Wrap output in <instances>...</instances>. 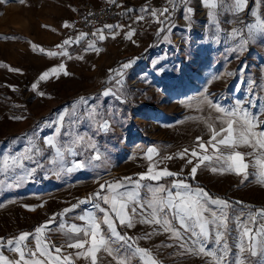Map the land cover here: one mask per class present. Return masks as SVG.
I'll return each instance as SVG.
<instances>
[{"label": "rangeland", "instance_id": "374dc122", "mask_svg": "<svg viewBox=\"0 0 264 264\" xmlns=\"http://www.w3.org/2000/svg\"><path fill=\"white\" fill-rule=\"evenodd\" d=\"M85 1L96 4L99 0H24V3L9 0L0 4V37H14L0 38V64L19 70L0 67V159L4 154L23 153L30 141L42 150L32 160L24 161L26 169H35L24 180L14 182L11 176L0 173V180L5 181L0 185V237L27 225L26 220L30 217L16 212L24 202L31 204L29 209L26 208L30 216L39 209L55 211L77 204L84 195L89 197L87 190L68 192L80 179L66 173L63 165L50 163L55 156L49 148L40 146L41 135L55 129V119L65 114V110L62 130H97L101 119L110 120L109 124L120 123L126 130L135 129L131 135L134 137L126 136L125 142L122 141L124 149L133 141L143 145L156 142L159 139H151L150 134H159L157 130L167 120H174L184 113L198 114L192 104L199 105L204 96L225 109L236 107L239 101L249 112L264 119L261 115L264 109V35L257 34L242 50L238 47L239 40L231 36L234 28L244 29L245 25L255 23L252 13L257 9L256 0H248L244 11L238 14L228 11L226 6L218 7L215 16L218 23L209 18V9L203 6L202 0H187V4L177 0L174 10L168 0H116L121 17L130 12L134 16L122 18L114 24L121 26L113 30L119 34L113 39L109 33L101 41L103 46L96 45L102 51L85 52L88 42L82 40L67 48L71 59L59 55L49 57L48 51L59 52L57 45L81 33L71 20ZM164 7H169L170 13L166 14L167 19L160 17L164 21L161 25L155 22L151 10ZM187 7L194 10L189 14L190 20L184 19ZM145 8L148 11H141ZM259 11L264 14V4L260 5ZM139 16L144 19L137 20ZM65 22L72 27H63ZM161 27L165 31L157 35ZM130 29H134L135 34L126 39L125 33ZM32 45L37 46L36 51ZM40 48L45 52L41 53ZM78 56L83 59H77ZM133 60L135 62L130 67L123 69L122 77L110 72V69H119L122 64ZM61 63L65 64L69 75L60 74L57 78L50 74L48 79L39 82L36 91L32 90L31 85L43 72ZM116 79H122V84L117 85ZM109 88L116 94L103 96L102 92ZM38 92L45 95L40 96ZM80 97L88 98L89 104L96 106L99 116L95 121L87 118L86 106L77 105L73 110ZM204 106L208 105L204 103ZM88 135H91L90 131ZM246 148L247 152L252 151L247 146L237 150ZM234 191L239 192L238 189ZM244 204L252 207L253 201ZM90 205L79 204L78 207L88 208ZM249 211L253 210L232 205L227 209L230 221L226 236L229 246L226 264H236L238 256L235 218L246 219ZM170 235L154 233L152 240H144L142 234L139 242L160 264H208L210 258L184 252ZM208 247L215 248L216 245L209 241ZM3 251L10 259L16 258L7 248ZM244 255L246 264H264V256L259 252L257 256H251L247 251Z\"/></svg>", "mask_w": 264, "mask_h": 264}, {"label": "snow or ice", "instance_id": "6c2138e0", "mask_svg": "<svg viewBox=\"0 0 264 264\" xmlns=\"http://www.w3.org/2000/svg\"><path fill=\"white\" fill-rule=\"evenodd\" d=\"M8 2L9 0H0V4ZM18 2L24 3V0H18ZM108 2L114 4L116 0H108ZM176 2L177 0H168L172 10L175 9ZM180 2L187 4V0H180ZM247 3L248 0H231L227 4L225 0H202L203 6L209 9V18L216 23H218V21H215L218 7L226 6L228 11L238 14L244 11ZM256 4L257 9L252 13L255 17V23L245 25L244 29L234 28L231 32L232 38L239 40L238 47L241 50L257 34L264 35V14L259 11L260 5L264 4V0H256ZM128 11H131V9ZM141 11H148V9L145 8ZM193 11L191 7H187L184 19L190 20L189 14ZM169 13V7L151 10V16L155 19V22L161 25L164 24V21L160 17L164 16L167 19L166 14ZM143 19V16L137 17V20ZM63 27L69 28L72 25L65 22ZM120 27V25L107 24L104 25L103 29H97V32L100 33L98 40L106 38L103 34L104 30H108L111 38L115 39V36L119 33L113 30ZM164 31L165 28L161 27L158 29L157 35ZM97 32L92 33V35L96 36ZM134 34L135 30L130 29L125 33V38L131 39ZM87 35V33L81 32L75 38L64 39L61 44L56 46L60 49L59 52L48 51L46 54L49 57L59 55L71 59L72 57L67 48L73 44H79ZM0 38L13 39L14 37ZM164 39H167V36ZM32 47L34 51L37 50L36 45H32ZM39 51L41 53L45 52L43 48H40ZM84 51L99 53L102 49L96 47L95 41H89ZM76 58L83 59V56ZM134 62L133 60L124 63L119 69H110V72L115 73L117 77H122L123 69L130 67ZM0 67H8L9 71H19L4 64H0ZM50 74L55 75L57 78L60 74L69 75L65 64L61 63L43 72L38 81L31 85L32 90L36 91L39 82L48 79ZM109 79L111 80L112 77L110 76ZM115 83L121 85L122 79H116ZM38 94L40 96L45 95L44 92H38ZM115 94L110 88L102 92L103 96ZM201 103H206L209 107L214 108L216 112L222 114L217 118L221 120V127L217 129L209 123L208 128L211 135L207 142H204L201 137H197L195 148L184 149L174 154L177 158L186 159V163L191 165L188 176L194 179L202 165L209 167L210 162L215 160L220 163V167H211L212 172L221 174L234 172L236 175L244 176L247 179L248 169L251 166L256 169L255 174L258 176V182L264 185V119L249 112L239 101L236 107L232 109L219 106L207 96L203 97ZM77 105L86 106L85 114L88 119L95 121L99 116L96 106L90 105L88 98L80 97L73 105V110ZM65 114H67V110H65ZM65 114H61L56 121V136L45 140V144L49 148L55 149V157L50 163L61 167L65 152L73 156L77 155L78 153L73 146H79L84 140V137L77 135L67 146L60 143L58 137L64 127ZM261 115L264 116V109H262ZM21 118L13 117V119ZM98 127L100 130L107 131L109 122L107 120L98 121ZM29 143L30 146L23 153L4 154L0 159V173H3L6 177L11 176L14 182L24 180L35 172V169H26L24 161L32 160L33 156L40 155L42 150L31 141ZM89 146L95 149V145L89 144ZM241 146H247L252 151L244 153L237 150ZM209 149H211V153H209ZM153 155H158L157 150L154 147L148 148L146 158L151 163L146 172L138 174V178L122 177L120 180L111 183L100 184L99 191L63 210L60 215L73 211L79 204L88 203H91L96 210L76 217V219L84 221V226L68 225L63 222L59 224L58 231L62 232L66 238L64 245L56 246L44 239L46 231H50V225L55 222V216L46 221L45 224L36 227L32 233L22 232L18 236L7 240L0 237V264H75V260L80 258L89 261V264H98L97 254L101 251L112 257L115 264H133V260L137 258L141 264H160L150 250L139 247L131 237L121 234L118 230V225L132 228L137 222L156 226L153 228V232L162 230L164 233H170V238L178 241L179 247L184 252L210 258L208 264H226L225 255L229 251L226 240L230 221L227 212L230 207L229 202L211 197L203 188H193L186 179L179 178L180 173L172 172L166 167L159 168L158 165L162 161L152 162ZM246 157H251V159H246ZM100 158L97 151L96 155L90 157L88 162ZM164 159H173V156L164 157ZM84 166V162L74 161L73 166L67 168V171L71 172ZM17 170H21L25 174L21 175ZM167 177L173 178L170 186L158 183L161 179ZM144 181L156 183H144ZM4 183L5 181L0 180V185ZM141 189L144 190L143 196L141 195ZM30 210L34 211L35 209L31 208ZM243 215L242 212L241 216ZM235 220L238 232L236 264H246L247 257L244 255L246 251L251 256H257L258 252L264 256V223H260V221H264V209H257L254 212L249 211L246 219L241 220V217L237 216ZM258 223L259 227H256ZM152 234L146 233L143 239H150ZM29 237H32L35 241L34 247H29ZM245 238H247V244H245ZM209 241L214 242L216 247L209 248ZM4 248L15 254L16 258L10 259L6 256L3 251ZM65 249H76L77 251L66 253Z\"/></svg>", "mask_w": 264, "mask_h": 264}, {"label": "crops", "instance_id": "0c3cea01", "mask_svg": "<svg viewBox=\"0 0 264 264\" xmlns=\"http://www.w3.org/2000/svg\"><path fill=\"white\" fill-rule=\"evenodd\" d=\"M201 101H199V105L192 104L193 110H198V114L191 115L189 113H184L174 120H167L166 123H162L161 127L157 130L159 131V134L156 136L150 134L149 136L151 139L156 137V140H159L151 143L150 145L138 144L139 141H133L128 143L126 149L122 148V141L125 142L126 136L129 138L134 137L131 135H134L135 129L126 130V127L122 128V124L120 123L119 125L110 123L109 129L107 131L100 130L99 128L97 130H91V128L87 127L91 132L90 136L88 135L89 131L86 129H82L80 131L75 129L61 130V134L59 135L61 140L59 137L58 139L60 143L65 146L69 145L71 140L77 135L84 137V140L79 146H73L74 150L78 153L77 155L73 156L70 153L65 152L63 161V168H65V172L74 175L76 178L78 177L77 179H80V184L78 181H76V184L72 186L71 189H68V192L73 194L79 190H87V193L90 196V194L99 191L100 184L105 182L111 183L120 180L122 177H133L134 179L138 178V174L146 172L148 170L149 164L151 163L146 158L147 149L154 147L157 150L158 155H153L152 162L162 161V163H159L158 165L159 168L162 169L166 167L172 172L180 173L181 175L179 178L186 179L189 184L192 182L196 185L193 186V188L200 187L205 189L209 194H214L218 197L225 196L226 201H228L229 204L234 207L238 206L233 205L231 202L244 204L248 201H253L252 207L264 209V185L258 182V176L255 174L256 169L253 167H249L248 176L247 179H245L244 176L236 175L234 172H225L223 174L219 172H212L210 170L211 167H220V163L213 160L210 162L209 167L202 165L198 169L195 178L192 179L188 176L191 170V165L186 163V159L175 157V153H178L184 149L195 148L197 137H201L204 142H207L211 135L208 128L209 123L213 124L217 129L221 127V120L217 118L222 114L216 112L212 107H205L204 103L202 104ZM185 109L187 110L188 108H182V110ZM119 118L125 123L127 122V119L122 118L121 116ZM102 120L103 119H101V121ZM55 121L57 120L55 119ZM152 132L153 131H151V133ZM53 136H56V126L53 131H49L48 133L41 135L40 146L49 148L45 144V140ZM114 138H116V141H114ZM89 144L95 145V149L91 148ZM49 150L52 155L55 156V149L49 148ZM245 150L240 149L239 151L247 153V148ZM97 151L99 152L101 158L99 160L92 159L89 163V158L95 156ZM209 153H211V149H209ZM108 154H111L112 156H108ZM168 156H173V159H164V157ZM246 159L250 160L251 157H246ZM74 161L84 162L85 166L68 172L67 168L72 167ZM172 179V177L163 178L158 183L164 184L165 186H170ZM188 180H190V182ZM144 183L155 184L156 182L144 181ZM216 184H219L217 185L218 191ZM232 187L235 188L231 190L230 188ZM236 189H238L239 192L234 191ZM231 193L232 196H230ZM141 195H144L143 189H141ZM258 203L261 204L258 205ZM29 205L31 204L24 202L22 203V206L20 205L21 208L16 211L17 214L24 213V215L30 217V219L26 220L27 225L19 228L18 230H13L12 232L22 231L27 227L29 228L30 226L33 227V229L29 233H32L36 227L45 224L46 221L55 216V222L50 225L51 230L46 231L44 239H46L50 244H54L56 246L64 245L66 239L63 233L58 231V226L60 223L63 222L68 225L77 224L84 226V221H80L76 219V217L80 215H86L89 211H96L91 204L88 208L76 207L73 211L64 215L60 214L65 208H59L55 211L50 210V208H43L41 210L39 209L38 212L31 213L30 216H28V213H26V208L29 209ZM66 208H69V206ZM31 216L39 218H31ZM154 227L156 226L137 222L132 228L118 225V230L121 232V234H126L127 236L131 237L136 245L141 248H145L146 246H142L139 242L140 235H145L146 233H164L162 230L153 232ZM153 234L151 235L150 239L144 240H152ZM28 245L30 248L35 246V241L32 239V237H29ZM76 251V249H65L66 253H75ZM97 255L98 264H115V262L112 260V257L108 256L107 253L101 251ZM11 259L14 258L11 257ZM75 264H89V261L80 258L75 260ZM133 264H141V262L137 258L133 260Z\"/></svg>", "mask_w": 264, "mask_h": 264}, {"label": "built area", "instance_id": "2783aa9c", "mask_svg": "<svg viewBox=\"0 0 264 264\" xmlns=\"http://www.w3.org/2000/svg\"><path fill=\"white\" fill-rule=\"evenodd\" d=\"M197 11L201 12L200 9ZM120 13L117 1L114 4L109 3L108 0H99L96 4L85 1L81 4L79 12L73 16L71 24L81 32L88 34L84 41H95L97 46H103L102 40H98L100 33L97 29H103L107 24L114 25L121 17ZM94 32H97L96 36L92 35ZM103 34L105 37L108 36V30H104Z\"/></svg>", "mask_w": 264, "mask_h": 264}, {"label": "trees", "instance_id": "16d2710c", "mask_svg": "<svg viewBox=\"0 0 264 264\" xmlns=\"http://www.w3.org/2000/svg\"><path fill=\"white\" fill-rule=\"evenodd\" d=\"M134 16V13L133 12H130L129 14H125L124 16H122L120 19H119V22L121 21V19L122 18H125V17H127V18H129V17H133ZM189 182H190V180H188ZM190 184L192 185V186H196L194 183H192V182H190ZM211 195V197H213V198H220V199H223V200H226V198H225V196L224 197H218V196H216V195H214V194H210ZM233 205H235V206H238V207H243V208H246V209H250V210H253V211H255L256 209H258V208H255V207H251V206H247V205H244V204H238V203H235V202H231ZM33 229V227H31V228H29V229H26V230H22V231H16V232H12V233H9V234H6V235H4V236H2L3 238H5V240H7V239H11V238H14V237H16V236H18L20 233H22V232H30L31 230Z\"/></svg>", "mask_w": 264, "mask_h": 264}]
</instances>
